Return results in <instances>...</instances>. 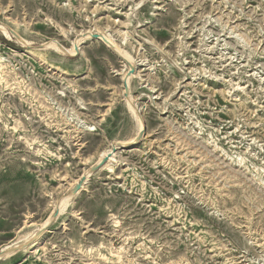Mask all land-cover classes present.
<instances>
[{
    "label": "rangeland",
    "instance_id": "374dc122",
    "mask_svg": "<svg viewBox=\"0 0 264 264\" xmlns=\"http://www.w3.org/2000/svg\"><path fill=\"white\" fill-rule=\"evenodd\" d=\"M0 56V264H264V0H0Z\"/></svg>",
    "mask_w": 264,
    "mask_h": 264
},
{
    "label": "bare ground",
    "instance_id": "6f19581e",
    "mask_svg": "<svg viewBox=\"0 0 264 264\" xmlns=\"http://www.w3.org/2000/svg\"><path fill=\"white\" fill-rule=\"evenodd\" d=\"M3 27V26H2ZM3 30L7 33V30L3 27ZM2 30V31H3ZM15 34L17 35V33L15 32ZM94 32L92 31V30H88V31H85V32H82L81 34H80V38H76L77 40H75L74 42H73V45H71L72 47H70V48H65V47H62V45L61 44H59L57 41H52V42H49L48 44H47V47H49V48H52V49H54V50H56V51H60V52H71V53H75L76 52V50H77V46L79 45V48H81L80 46H81V44H82V42L85 40V39H90V38H93L94 37ZM98 34L100 35V37H95L97 40H101V41H103L106 45H108L109 47H114L115 48V50H116V48L117 49H119L118 51H119V53L120 54H122L123 55V57H125L127 60H129L130 61V59H131V56L126 52V51H124L121 47H119L118 45H117V43L115 42V40L110 36V34H108V33H106V32H103V31H100V32H98ZM19 35V34H18ZM17 35V38L19 37ZM21 36V35H20ZM20 39H22V38H20ZM24 39V38H23ZM81 43V44H80ZM119 47V48H118ZM80 50V49H79ZM31 51V53L32 54H34L35 56H38V58H40L42 61H47V59L45 58V56L44 55H42V53H40L38 50H36V49H34V50H30ZM3 59H2V57L0 56V78H2V79H7V77L9 78V75H7L10 71H9V68L7 67V65L2 61ZM49 66H52V65H50L49 64ZM14 76V75H13ZM126 81H127V85L129 86L128 88L130 89V80H131V76H129V75H127L126 76ZM125 89V88H124ZM129 92V91H128ZM126 100H127V103H128V105H129V108H130V110L135 114V111H137L138 110V108H137V106H135L134 104H133V100H132V96L130 95V92H129V94H128V96L126 97ZM27 101V100H26ZM138 112V111H137ZM137 116H138V114H137ZM137 122V121H136ZM139 132H141L142 130H144V128H145V125H144V121H142L141 119H139ZM92 126L90 125L88 128H91ZM16 129V128H15ZM124 143L125 142H117V143H115L114 144V146H113V148H111V147H109L110 149H107V150H105V151H103L98 157V163H100V162H102L103 161V159L104 158H108V161H107V163L105 164V165H103V168H108L109 170H110V168H111V162L112 161H114V158H115V154H116V152H115V149H117V147H118V145H120V144H123L124 145ZM239 157V156H238ZM240 158V157H239ZM96 163H97V160L95 161ZM95 163V164H96ZM242 163V162H241ZM93 166V165H92ZM90 167V166H89ZM91 167H90V169L89 170H87L86 171V174L87 175H89L90 174V172H91ZM78 181V180H77ZM76 181V182H77ZM73 185V184H72ZM75 185V184H74ZM81 186H83V185H81ZM84 188V187H83ZM70 195H68V197H69ZM64 198H66V197H64ZM69 199V198H68ZM67 199H64V201H62L59 205H60V207L58 208V205H56V208H58V210H60V211H62L63 209H62V207H63V205L65 204V205H67L66 203H67ZM53 216H54V213H52L51 214V216L44 222V224L42 225V227L43 226H46L47 224H49V222H51V220L53 219ZM30 239V241L29 242H27V244L26 245H23V246H25V249H26V251H27V255H30V256H32V254L35 252L33 249L37 246V245H39L41 242V236H39V235H35V236H33V238L32 237H30V238H27V240H29ZM16 246H18V244H14V245H10L7 249H5V251H4V254L5 255H7V256H9V255H11L14 251H15V249H16ZM27 246V247H26ZM19 247V246H18ZM21 247V246H20ZM18 249V248H17ZM100 252V251H99ZM101 256V255H100Z\"/></svg>",
    "mask_w": 264,
    "mask_h": 264
},
{
    "label": "water",
    "instance_id": "95a60500",
    "mask_svg": "<svg viewBox=\"0 0 264 264\" xmlns=\"http://www.w3.org/2000/svg\"><path fill=\"white\" fill-rule=\"evenodd\" d=\"M94 37H100V35L99 34H94ZM108 160V158H104V160H103V162H105V161H107ZM102 162V163H103Z\"/></svg>",
    "mask_w": 264,
    "mask_h": 264
}]
</instances>
